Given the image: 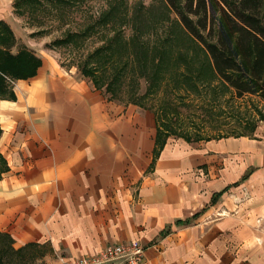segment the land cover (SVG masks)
Instances as JSON below:
<instances>
[{
    "label": "crops",
    "instance_id": "crops-1",
    "mask_svg": "<svg viewBox=\"0 0 264 264\" xmlns=\"http://www.w3.org/2000/svg\"><path fill=\"white\" fill-rule=\"evenodd\" d=\"M39 57L0 98V232L14 247L70 258L137 241L142 264H264V123L251 136L168 137L154 154L151 111Z\"/></svg>",
    "mask_w": 264,
    "mask_h": 264
},
{
    "label": "rangeland",
    "instance_id": "rangeland-1",
    "mask_svg": "<svg viewBox=\"0 0 264 264\" xmlns=\"http://www.w3.org/2000/svg\"><path fill=\"white\" fill-rule=\"evenodd\" d=\"M113 4L109 20L98 23L96 19ZM0 20L14 35L13 54L26 48L37 57L52 55L62 67L77 70L89 52L113 36L112 57L128 62L122 97L135 91L142 94L148 79L158 83L146 101L147 108L142 107L154 114L156 124L158 108L164 110L167 120L173 119L171 113L179 116V131H196L203 137L236 126L240 111H247L256 127L264 123L258 114L264 115V102L254 96L232 98V90L216 80L202 48L185 33L164 0H0ZM94 25L76 45L56 43ZM149 69L157 70L156 74L151 71L155 79L152 75L139 77L140 71ZM8 81L12 88L14 80ZM252 103L253 112L249 110ZM37 264H61V260L48 252Z\"/></svg>",
    "mask_w": 264,
    "mask_h": 264
},
{
    "label": "trees",
    "instance_id": "trees-1",
    "mask_svg": "<svg viewBox=\"0 0 264 264\" xmlns=\"http://www.w3.org/2000/svg\"><path fill=\"white\" fill-rule=\"evenodd\" d=\"M164 2L178 19L185 33L202 48L216 80L232 90V98L254 96L264 102V0H164ZM113 10L114 4L109 12L102 14L96 21L103 24L109 20L107 16H111L110 11ZM93 28L95 29V25L89 26L81 33L69 34L56 43L65 45L68 42L76 45L80 38L91 33ZM112 40L113 36L89 52L78 63V70L96 89H102L109 99L147 108L146 101L158 89V83L151 84L152 79H148V87L142 94L135 91L126 95V98L122 97L124 93L121 91H124L123 82L126 78L124 72L128 62H117L112 57ZM14 42L11 29L0 20L2 99L15 97L8 79L13 81L32 77L41 64L40 58L26 48L13 54L10 47ZM151 71H155L156 74L157 70L140 71L139 77L147 79L152 75L155 79ZM250 101L253 102L251 99ZM253 105L254 103L249 107L251 112L254 111L251 109ZM158 109L159 111L155 112L157 124L154 154L169 136L182 138L188 142L228 136H251L257 124L250 119L247 111L245 113L240 111L237 112L236 126L203 137L200 132L179 131V116L171 113L170 117L173 119L167 120L168 116L164 110ZM258 114L261 120L264 119L263 114ZM7 170V162L0 153V178ZM48 252H51L48 243H26L16 248L10 235L0 232V264H37Z\"/></svg>",
    "mask_w": 264,
    "mask_h": 264
},
{
    "label": "built area",
    "instance_id": "built-area-1",
    "mask_svg": "<svg viewBox=\"0 0 264 264\" xmlns=\"http://www.w3.org/2000/svg\"><path fill=\"white\" fill-rule=\"evenodd\" d=\"M145 248L137 241L108 245L94 254L59 257L61 264H142Z\"/></svg>",
    "mask_w": 264,
    "mask_h": 264
}]
</instances>
